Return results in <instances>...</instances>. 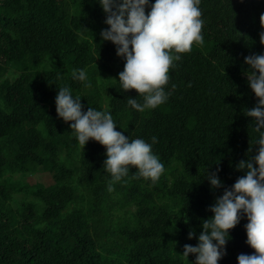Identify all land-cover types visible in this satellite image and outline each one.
Returning a JSON list of instances; mask_svg holds the SVG:
<instances>
[{"label": "trees", "instance_id": "obj_1", "mask_svg": "<svg viewBox=\"0 0 264 264\" xmlns=\"http://www.w3.org/2000/svg\"><path fill=\"white\" fill-rule=\"evenodd\" d=\"M200 8L204 43L174 61L169 99L139 112L127 100L143 98L115 79L111 64L125 61L100 35L109 26L98 0H0V264H194L183 246L198 243L224 191L211 187L207 169L231 187L245 174L236 165L258 147L245 115L258 102L245 57L264 53V0H201ZM80 68L91 87L72 79ZM65 86L85 111H110L130 139L157 138L152 150L165 169L157 182L130 166L109 190L106 147L90 138L82 149L72 122L58 117ZM246 223L229 230L218 264L255 252Z\"/></svg>", "mask_w": 264, "mask_h": 264}, {"label": "clouds", "instance_id": "obj_2", "mask_svg": "<svg viewBox=\"0 0 264 264\" xmlns=\"http://www.w3.org/2000/svg\"><path fill=\"white\" fill-rule=\"evenodd\" d=\"M98 3L106 15L104 23L109 26L101 30L100 35L116 46L117 55L125 61L118 74L120 89H135L143 98L140 103L129 97L127 104L139 112L164 104L170 96L165 86L170 79V68L176 67L174 61L181 60L180 53L191 51L193 43H204L201 0H155L154 3L151 0H98ZM146 8L150 9L147 14ZM260 23L264 27V13ZM260 42L264 44V31L260 33ZM245 63L251 69L247 72L248 84L258 97L256 106L246 109L245 115L254 120L257 138L252 145L258 147L254 156L236 165L245 174L231 187H224L218 176L219 169L216 172L207 169L205 177L211 187L224 188V191L209 206L213 215L203 221L198 243L183 246L184 257L195 254L194 264H218L227 254L229 230L244 218L247 219L246 243L255 252L239 254L238 264H264V53L246 56ZM72 79L91 87L83 68L73 69ZM81 97L74 96L70 87L59 88L55 97L56 112L65 122H72L69 127L82 149L90 138L106 147L103 168L111 174L109 190L129 174L130 166H135L136 178L157 182L165 170L152 150L157 138L152 137V143L143 138L130 139L116 130L110 111L93 107L85 111ZM188 235L191 239L196 233L190 231Z\"/></svg>", "mask_w": 264, "mask_h": 264}, {"label": "rangeland", "instance_id": "obj_3", "mask_svg": "<svg viewBox=\"0 0 264 264\" xmlns=\"http://www.w3.org/2000/svg\"><path fill=\"white\" fill-rule=\"evenodd\" d=\"M149 10L147 9L146 10V14H147V12H148ZM125 64V63H124ZM124 64H116V63H113V64H111V67H114V69H116L115 70V79H119V72H121L122 70H123V68H124ZM55 65H57L56 63H55ZM39 69H40V66H39ZM29 169V168H28Z\"/></svg>", "mask_w": 264, "mask_h": 264}]
</instances>
